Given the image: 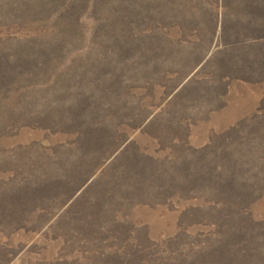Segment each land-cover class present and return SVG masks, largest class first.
Masks as SVG:
<instances>
[{
  "label": "rangeland",
  "instance_id": "rangeland-1",
  "mask_svg": "<svg viewBox=\"0 0 264 264\" xmlns=\"http://www.w3.org/2000/svg\"><path fill=\"white\" fill-rule=\"evenodd\" d=\"M0 264H264V0H0Z\"/></svg>",
  "mask_w": 264,
  "mask_h": 264
}]
</instances>
